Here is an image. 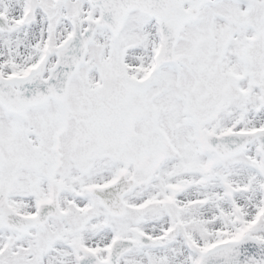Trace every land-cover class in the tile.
Masks as SVG:
<instances>
[{"label":"snow or ice","instance_id":"1","mask_svg":"<svg viewBox=\"0 0 264 264\" xmlns=\"http://www.w3.org/2000/svg\"><path fill=\"white\" fill-rule=\"evenodd\" d=\"M0 264H264V0H0Z\"/></svg>","mask_w":264,"mask_h":264}]
</instances>
